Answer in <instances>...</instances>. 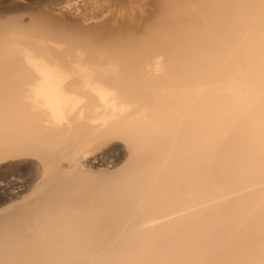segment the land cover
Segmentation results:
<instances>
[{"label":"bare ground","instance_id":"6f19581e","mask_svg":"<svg viewBox=\"0 0 264 264\" xmlns=\"http://www.w3.org/2000/svg\"><path fill=\"white\" fill-rule=\"evenodd\" d=\"M0 264H264V0H0Z\"/></svg>","mask_w":264,"mask_h":264}]
</instances>
